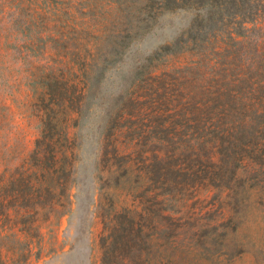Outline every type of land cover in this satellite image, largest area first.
<instances>
[{
  "label": "rangeland",
  "instance_id": "obj_1",
  "mask_svg": "<svg viewBox=\"0 0 264 264\" xmlns=\"http://www.w3.org/2000/svg\"><path fill=\"white\" fill-rule=\"evenodd\" d=\"M145 1L0 0V264H100L99 238L110 218L107 204L116 210L137 201H132L137 193L134 185L115 183L122 167L107 160V155L103 158V151L111 155L110 143H114L126 147L133 157L136 150L152 155L159 147L157 139L166 138L154 128L160 119L155 116L157 109L149 105L154 97L150 91L156 87L152 76L165 72L164 82L180 84L187 68L196 72L207 60L221 56L211 53L221 42L217 39L199 50L180 53L176 48L177 53L136 74L144 58L179 37L193 15L189 10L165 12L155 27L141 34L138 10ZM258 14L263 24L264 10ZM263 31L264 25L253 34L260 36ZM175 67L184 68L175 72ZM197 74L193 75L195 90ZM162 93L160 87L159 98ZM119 94L136 100L127 103L124 118L107 135L109 117L119 104L109 116L107 105ZM166 107L160 105L163 120L175 112ZM57 109H62L60 122L74 140L67 154L73 151L74 155L65 194L58 197L62 187L56 183L50 198L39 185L43 186L41 170L31 172L36 171L42 149L52 165L50 172L56 175L60 163L55 165L47 157L56 145L48 140L37 147L36 140L43 115L54 116ZM176 117L180 124L186 118L194 124L210 115L183 110ZM45 121L57 122L47 116ZM213 193H200L198 199L188 201L187 209L197 214L199 223L213 225L212 219L223 210L222 201L211 199ZM239 234L262 250L249 246L245 252L227 256L214 249L206 258L192 250L196 240L187 232L179 241L189 249L176 253V259L179 264H264V208L254 191L249 192ZM166 255L158 260L165 263Z\"/></svg>",
  "mask_w": 264,
  "mask_h": 264
},
{
  "label": "trees",
  "instance_id": "obj_2",
  "mask_svg": "<svg viewBox=\"0 0 264 264\" xmlns=\"http://www.w3.org/2000/svg\"><path fill=\"white\" fill-rule=\"evenodd\" d=\"M176 10L193 11L188 27L173 42L145 57L136 74L144 66L177 53L176 48L180 53L199 50L217 39L221 42L211 53L221 56L207 60L198 70L195 65L196 72L187 68L180 84L164 82L165 72L152 76L156 87L150 91L154 97L149 105L157 109L155 116L160 119L154 128L166 135L165 139H157L159 147L152 155L136 150L133 157L126 147L114 143H110L111 155L103 151V158L107 155V160L122 167L115 183L122 180L134 185L137 193L132 201H137L116 210L107 204L110 218L99 238L100 264H179L175 254L189 249L179 241L187 232L196 240L192 250L206 258L214 254V249L218 255L227 256L245 252L249 246L262 250L251 239L241 237L239 229L246 221L250 191L257 194V202L264 208V31L260 36L253 34L264 25V20L263 24L257 20L258 13L264 10V0H146L138 10L141 34L155 27L163 13ZM182 68L174 70L181 72ZM194 74L198 75L197 90ZM160 87L162 98L158 97ZM124 98L119 94L107 105L109 116L119 104L109 117L107 135L116 128L115 122L124 118L127 103L136 100ZM163 103L175 111L168 120L161 118ZM46 108L51 110L50 106ZM183 110H198L210 117L194 124L186 118L180 124L176 116ZM62 114V109L53 111L54 116L45 113L36 140L37 147L48 140L56 145L47 155L55 165L60 163L56 175L50 172L52 165L42 149L36 171L31 172L41 170L43 186L39 185L42 194L50 198L56 183L62 187L58 197L65 194L63 188L72 173L74 153L67 154V150L74 140L68 136V127L60 122ZM46 116L57 122H46ZM163 122L166 123L162 125ZM211 190V199L222 201L223 210L212 219L213 225L199 223L197 214L189 213L188 201ZM164 255L168 260L162 263L158 257Z\"/></svg>",
  "mask_w": 264,
  "mask_h": 264
}]
</instances>
